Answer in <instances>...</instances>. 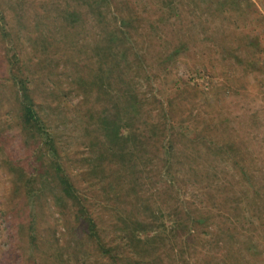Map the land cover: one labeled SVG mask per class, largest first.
Wrapping results in <instances>:
<instances>
[{
  "label": "rangeland",
  "instance_id": "374dc122",
  "mask_svg": "<svg viewBox=\"0 0 264 264\" xmlns=\"http://www.w3.org/2000/svg\"><path fill=\"white\" fill-rule=\"evenodd\" d=\"M87 1L90 0H2L15 34L23 43L27 68L34 73L31 89L59 140L74 183L80 186L78 190L87 198L106 236L112 233L110 220L114 216L140 218L155 208L163 214L184 205L192 211H210L219 235L198 238L190 245L212 264H219L217 258L221 264H235L227 258L222 245L216 246L215 242L230 232L231 242L248 244V235L240 224L247 226V219H254V215L246 206L247 198L237 192L234 182L238 177L233 166L220 157L204 155L205 147L196 145L193 139L196 146L178 142L174 146L172 161L184 164V179L173 171L162 174L160 181L156 179L164 151L160 136L169 133L160 135L159 124L167 121L157 110L172 103L169 115L176 139L181 129L189 136L204 134V122L212 124L217 118H226L227 138L235 132L241 150L245 139L252 140L250 157L258 170L264 168V0H130L132 9L143 18L141 27L149 34L140 35L137 46L149 70L144 74L140 66L129 61L127 81L121 85L134 81L130 89L133 86L147 101L131 111L139 121L133 128L143 134L138 136L142 145L135 149L137 158L131 157L130 162L128 158L124 165L131 170L121 174L114 195L107 184L114 185L113 176L119 178L118 168L105 162L110 173L96 174L85 160L87 151L92 159L97 155L92 143L97 144L104 111H118L123 116L121 108H125L122 98H113L118 84L117 71H111L113 58L101 60L104 52L96 50L103 39H109L110 26L105 33L97 26L99 22L87 12ZM73 10L78 17L72 27L65 16ZM180 43L184 50L177 62L164 61L167 54L163 56L162 52ZM114 52L115 47L110 53ZM157 52L160 56L156 58ZM3 54L0 40V264H109L89 244L73 217L72 207L62 200L55 183H41L35 176L40 170L38 150L15 117L11 88L4 81ZM107 75L114 79H107ZM214 92H220L219 96L213 97ZM58 99L67 105L58 106ZM78 104L93 110L90 118L80 117ZM225 134L221 128L216 137L223 139ZM127 151H131L130 147ZM33 176L38 183L29 198L25 185ZM134 178L136 183L132 182ZM165 180H173L171 189ZM250 230L252 234L255 230L254 238L251 236L254 249L258 245L262 252L263 228L254 219ZM160 241L162 254L169 255L173 264H192L191 259L181 255L179 241L169 236ZM254 249L253 253H257ZM252 257H246L245 264L259 259L257 255Z\"/></svg>",
  "mask_w": 264,
  "mask_h": 264
},
{
  "label": "trees",
  "instance_id": "16d2710c",
  "mask_svg": "<svg viewBox=\"0 0 264 264\" xmlns=\"http://www.w3.org/2000/svg\"><path fill=\"white\" fill-rule=\"evenodd\" d=\"M130 3V0H90L86 2L87 12L92 14L94 21L99 22L97 26L101 30L103 29L104 33L106 32L104 29L110 26L111 31L107 33L109 39H103L101 46L97 47L96 50L98 52L100 49L103 50L104 54L101 60H106V56L113 58L111 71H117L118 73V84L114 88L113 98L118 101L122 98V104L125 105V108H121L124 113L123 116L118 111H104V116L100 120L97 138L95 137L97 144L95 142L92 143L97 148V155L92 159V154L87 151L85 158L90 170L96 174H105L106 171L110 173L107 170L109 165H105V162L118 168L119 178L112 175L114 185L107 184L112 195L115 193L121 174H127L131 170L124 167L128 158L129 162L131 157L137 158L134 153L135 149L142 145V141L138 136L143 134L138 132L140 130L136 131L133 128L139 124V121L135 119L136 116H133L131 111L135 107H139L143 101H147V97H143L144 95L140 96L133 86L130 89L129 86L133 85L134 81L132 82L131 80V82H127V85H121L127 81V72L130 71L129 61L140 66L144 74H148L149 70L148 66L143 64L142 56L137 48L139 36L143 37L142 34H145L144 36L149 34L140 25L143 18L132 9ZM77 17L78 14L73 10L68 12L65 19H70L69 21L73 27V21ZM15 32L12 21L4 9L2 0H0V40L4 48L3 55L6 73L4 81L11 88L10 95H12L16 105L14 112L18 125L23 133L25 132L28 139L36 145L38 150L37 162L40 164V170L35 176L40 179L41 183L50 181L55 183L62 200L69 202L73 209L72 214L76 223L81 225L86 239L93 246L100 259H104L109 264H173L169 255L161 252L163 249L160 245V240L169 236L175 241H179L181 255L191 259L192 264H194L193 261L196 264H212L211 260H208L203 254L198 256L190 245L191 242L194 243L198 238L204 239L219 235L220 230L214 221L215 217L211 215L210 211H205V209L192 211L189 206L184 205L177 211H167L163 214L162 210L155 208L153 211H149L148 215L146 213L145 217L141 216L140 218L137 215H134L132 219L114 216L110 220L111 236H106L103 233L99 226V218L91 211L85 195L78 190L80 186L74 183L71 177L72 172L69 170L66 160L60 151L59 140L53 133L51 125L47 123L46 112L41 106L42 103L38 101L34 90L31 89L33 84L32 74L34 73L29 72L27 68L28 64L22 50L24 46ZM114 47L115 52L111 54L110 52ZM183 50L182 43L180 45L174 44L171 51L162 52V55L167 54V56L163 55L165 56L164 61L165 59L166 61L174 59L173 63H176L178 55H182L181 51ZM159 54L160 52H157L156 58ZM98 55L95 54V56ZM111 75L114 76L113 74ZM111 75H107V79H114L115 76L112 77ZM222 88L228 90L224 86ZM221 93L224 94V91ZM219 94L220 92H214L213 97H217L216 95L219 96ZM57 103L58 106L67 105V102L62 99H58ZM157 103L161 105L160 102L157 101ZM149 104L152 103L149 102ZM171 106L172 103L169 102L163 106L161 105L157 110L162 120L167 121V123L159 124L162 126L160 135L168 130L169 133L160 136V148L164 150L160 154L163 158L160 156L161 170L159 171L162 173H158L156 175L158 178L156 179L160 181L162 174L166 176L172 171L175 176H181L184 179L185 175L182 173L184 164L172 161L173 156L176 154L174 146L177 142L183 146L184 143L192 146L201 144L206 149L204 155L212 156L214 159L220 157L233 166L235 175L238 177L236 182H234L238 186L237 192L247 198L246 206L251 211L252 216L254 215L258 225L264 230V168H259L258 170L256 162L250 157L249 147L252 145L250 143L252 140L245 139V147L241 150L239 147L241 144H238L235 132L234 136L230 135L227 138L229 132L227 131L228 123L226 118L223 120L221 118L218 120L217 118V121L212 124L204 122L202 124L204 134L198 132L194 133L193 136H189L187 131L181 129V131L177 132L180 138L176 139L175 134H173V122L172 120L170 122L169 113ZM77 109L79 111L77 113L81 118H90L93 112L90 107L86 108L81 104H78ZM147 113H149V118L155 120L150 115L151 112ZM177 124L181 126L179 120H177ZM221 128L226 132L225 138L218 139L216 132ZM162 137L164 143L162 142ZM193 139H195L196 145L193 144ZM128 147H130V152L127 151ZM87 171L91 173L89 170ZM88 173L86 172L85 174L88 175ZM35 176L30 178V183L25 185L26 189H29L27 191L29 198L34 195L33 188L38 183ZM132 182L136 183L135 178ZM99 183L102 185L103 182ZM165 185L168 189H171L173 180H165ZM132 188L134 189V186ZM237 192H234V194ZM254 219H247L250 223H247L245 227L243 223L240 224L245 236L248 235L246 238L249 239L248 244L231 242L232 236L230 232H226L227 234H223L219 242H215L216 246L222 245L227 258L234 260L235 264H245L246 257L253 259L252 255H257L259 259L251 261V264H264V248L260 252V247L257 245L256 249H254L255 246L253 245L255 243L253 241L255 230L252 234L250 229L254 225ZM253 249L258 252L253 253ZM217 259L219 264H221V259Z\"/></svg>",
  "mask_w": 264,
  "mask_h": 264
}]
</instances>
